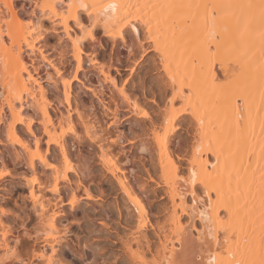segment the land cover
<instances>
[{"label":"bare ground","instance_id":"obj_1","mask_svg":"<svg viewBox=\"0 0 264 264\" xmlns=\"http://www.w3.org/2000/svg\"><path fill=\"white\" fill-rule=\"evenodd\" d=\"M28 1L32 4L30 10L26 9L23 0H0V4L8 5L7 9H0V29L4 33V40L0 41V172L7 173L0 177V197L23 180L27 198L22 200H27L24 203L30 202L35 218L29 223L24 219L22 222L19 220L18 223L21 224L18 226L17 223L16 226L15 218L12 221L5 215L0 205V258L7 255L9 259H13L10 250L18 251L28 244L34 252L42 255L51 254L53 245L56 249L54 256L64 250L67 237L66 232L63 233L60 229L67 212L64 203L67 201L73 216H76L84 201L88 203L96 193H104L102 185H98L97 190L92 189L90 181L93 177L87 182L84 178L88 179L92 175L88 167L89 159L84 161L85 167L81 169L79 161L82 159L73 150L76 146L79 151L83 143L88 145L86 150H90L93 145L99 148L103 168L117 180L123 193L137 210L138 227L133 232L131 241L137 245L141 243V233L149 221L148 208L143 190L135 186L127 168L122 164L124 160L122 161L120 145L126 130L118 122V112L125 104L129 111L140 118L148 113L138 100L129 96L116 83L113 70L118 69L125 60L119 51L106 58V48L112 40L115 45H123L134 53L137 46L144 47L142 36L151 44L150 49L159 56L163 73L172 90H176L175 99L171 97V102L165 108L162 127H156L153 131L170 208L167 225L159 230L160 247L152 259L135 249L132 242L127 246L129 254L136 264H191L192 261L196 264L201 261L202 264H210L217 259L207 248H200L191 232L180 227L181 224L188 223L184 219L190 211L192 185L184 184V180L190 177L192 171L197 174V187L202 189L200 181L204 180L209 187L223 192L226 204L234 208L238 205L242 212L250 209L258 236L261 200L264 199V99L261 97L260 87L261 76L264 74V38L260 33L264 31V26L259 17L253 24L251 35L245 37V45L239 54L231 57L244 65L245 75L250 69L256 78V87L244 91L235 87L236 81L243 77L234 73L238 65L228 62L229 58L225 56L223 48L216 53L214 45L213 56L205 48L195 60L188 54L182 55V30L187 28L190 31L191 26L196 24L200 26L202 36L206 35L211 28V10H208L209 20L205 25L203 7L184 9L182 12L167 7L169 3H176L178 0H82L85 4L95 3L97 11L109 3L117 5L114 13L111 10L108 13L113 18L108 24L109 31L105 32V17H101V23L93 29L92 36L82 39L78 37H83L84 33L74 29L65 34L62 26L57 24L54 32L65 37L63 53L59 57L57 54H48L46 31L39 38H34L33 35H25L29 31L27 25L19 29L21 21L31 19L35 23L36 18L32 13L37 3L44 2ZM191 2L203 5L215 4L219 0ZM231 2L237 4L243 0ZM129 12L134 17H140L139 20L131 21L136 25L135 29L120 24V19ZM240 14L239 8L218 9L217 23L221 22V17H227L230 21L227 27L229 31H234L236 24L232 18ZM82 15L86 22L87 12L82 11ZM95 15L96 11H93V16ZM6 20L11 23H5ZM147 21H151V39L145 26ZM41 23L45 25V21ZM9 31L13 34L14 44L7 40ZM157 39L159 51L156 50ZM5 43L7 47L4 46ZM221 58L225 59L223 66L220 64ZM87 62L97 70L102 82L111 85L108 97L96 84L85 81L87 73L84 69ZM42 63L49 66L50 70L44 66L42 68ZM201 64L204 65L203 69ZM172 78L175 79L174 85ZM80 88H85L101 106L99 113L92 112L93 107L87 109L85 113H88L87 117L91 116L89 119L84 117L80 104L74 105L72 101L73 92ZM225 94H228L227 102L224 100ZM236 96L240 98L236 99ZM178 101L181 105H178ZM185 114H189L195 122L198 136L189 159L188 178H181L172 146L179 122ZM201 119L202 127L199 124ZM197 148L200 150L197 151ZM41 158L54 163L58 171L40 164ZM20 165L24 170L19 171ZM74 172L84 176L82 179L79 175L78 183L72 181ZM185 188L189 192L181 202L180 195ZM199 211L198 208L197 212ZM53 213L56 231L48 235L46 225ZM245 226L247 227V221ZM25 232L31 237L30 240L24 236ZM17 240L21 241L20 245L16 244ZM20 251L22 249L18 252ZM19 259V256L15 257L16 261Z\"/></svg>","mask_w":264,"mask_h":264},{"label":"rangeland","instance_id":"obj_2","mask_svg":"<svg viewBox=\"0 0 264 264\" xmlns=\"http://www.w3.org/2000/svg\"><path fill=\"white\" fill-rule=\"evenodd\" d=\"M23 2L26 9L30 10L32 4L28 0H23ZM45 25L51 27L47 21H45ZM46 34L48 54L62 55L65 37L56 32L46 31ZM135 37L137 38L136 34ZM142 38L144 47L137 46L134 53L123 45H115L112 40L108 42L106 48V58L109 54L115 55V52L119 51L125 60L122 65L118 66V69L113 70L116 83L120 88H124L129 96L138 100L148 113L147 116L140 118L137 114L129 111L125 104L118 112L120 114L118 122L121 128L126 130V135L120 145L122 161L124 160L122 164L127 168V173L135 186L143 190L142 193L148 208L149 221L141 233L143 237L140 239L141 243L138 244L140 247H137L136 242L131 241L133 232L138 227L137 210L129 202L117 180L103 168L100 162L99 148L93 145L90 150H86L88 145L83 143L79 151L76 146L73 150L82 159L79 161L81 169L85 167L84 161L89 159L88 167L92 171V175L87 179L74 172L72 181L78 183L79 175L81 178L84 177L86 182L93 177L94 179L90 181L92 189L96 188L97 190V186L102 185L104 193L102 195L96 193L88 203L84 201L83 207L77 211L76 216H73L67 201L64 203L67 212L61 222L60 229L63 233L66 232L67 240L64 250L54 256L59 264H136L127 250L128 243H134V248L146 253L149 259H152L160 247L161 231L159 230L167 225L170 200L161 175L153 141V131L156 127L159 129L162 127L164 111L169 104L173 90L163 73L159 56L150 49L151 44L147 39L144 36ZM68 60L71 63V58ZM42 64V68L44 66L50 70L49 66L46 67L45 63ZM84 71L87 73L86 82L96 84L104 91L105 96L107 93L110 94L111 85L100 80V75L97 70L93 69L90 62L86 63ZM72 96L73 104H80V110L86 119L91 117H87L88 113H85L88 108L93 107L92 112H100L101 106L98 101L88 94L85 88L73 92ZM178 105H181L180 101H178ZM197 136L198 129L195 122L189 114H185L179 122L172 146L181 178H188L189 159ZM6 157L9 158V155ZM22 165L19 166V171L24 170L21 169ZM23 166L26 169L25 165ZM21 181L23 182V180ZM20 182L11 188L10 192L7 191L5 196L0 197L2 209L8 213L7 216L12 221L15 218L16 226L19 220L29 223L35 218L30 202H26L27 200L24 199L26 200L24 203L22 200L27 198V190L24 182L23 184ZM184 220L187 222V219ZM19 224L21 223H18V226ZM28 248L29 244L19 250L22 249L23 254L25 252L24 255H27ZM25 249L26 251H24Z\"/></svg>","mask_w":264,"mask_h":264},{"label":"snow or ice","instance_id":"obj_3","mask_svg":"<svg viewBox=\"0 0 264 264\" xmlns=\"http://www.w3.org/2000/svg\"><path fill=\"white\" fill-rule=\"evenodd\" d=\"M128 7V6H125ZM169 9L182 10L184 9H199L203 7L205 9V25H207L209 16L208 10H211V28L207 31L206 35L202 36L200 26L193 24L191 30L187 28L182 30L181 42L183 44L182 55L188 54L190 58H195L206 48L209 55L213 56V46L215 45L216 53L223 48L224 54L228 57L230 64H237L238 67L234 69V73L243 77L236 81L235 87L238 90L248 91L256 87L257 81L255 76L249 69L248 74L244 73V65L239 63L238 59H231L233 56H237L240 49L245 45V37L251 35L253 31V24L259 17L260 23L264 26V0H243L242 3L233 4L231 0H219L215 4H203L192 3L191 0H178L176 3H169L167 5ZM7 4H0V9H7ZM98 6L95 3L85 4L82 0H44L43 3H37L32 15L36 18L35 23L33 20L21 21L19 29H23L27 25L28 32L25 35H33L34 38H39V35L45 31L51 33L55 31V26L60 24L65 34L71 33L74 29L84 33L83 37L78 39L87 38L92 36L93 29L97 28L101 23V17H105L103 23L105 32L108 33V24L112 20V17L108 16L109 10L115 12L117 5L114 3L106 4L101 10L97 11ZM224 8H239L240 16H233L236 28L234 31H229L227 23L230 21L227 17H221V22L217 23L216 11ZM42 10V11H41ZM83 12H87V21H83ZM93 11H96L95 17ZM195 20V16L192 17ZM139 20L140 17H134L131 12L127 13L120 19L122 26L126 25L136 28L135 24H132V20ZM42 21H47L51 27L42 24ZM5 23L10 24V20H6ZM159 24V21H157ZM145 26L148 29V35L151 39L152 28L151 21H147ZM39 27V32L37 28ZM264 38V31L260 33ZM4 40L3 29H0V41ZM7 40L13 41L14 37L11 31H9ZM23 43V39H21ZM173 42H175V31L173 28ZM75 44L76 41H73ZM157 48L159 51V43L157 39ZM7 47V43L4 44ZM13 51L16 49L13 47ZM225 59H220V64L223 66ZM204 65L201 64L203 69ZM173 85L175 79L172 78ZM261 97L264 99V74L260 80ZM176 90L173 89L171 93L172 99H175ZM239 99V96L235 97ZM228 94H225L224 100L227 102ZM171 102V101H169ZM199 124L203 126V120H199ZM39 144V141H37ZM197 151L200 149L197 148ZM40 164L45 167L56 169L54 163H48L42 158ZM58 171V170H57ZM7 175L6 172H0V177ZM67 179V177H65ZM184 184H191L190 191V211L185 216L188 223L187 225L181 224L180 227L186 231L191 232L194 239L199 243L200 248H207L210 254L214 255L217 259L210 264H264V199L261 200V212L259 214V235L257 236L256 222L252 220V213L250 209L242 210L237 207H232L230 204H226L224 200L223 192L209 185L204 181H200L202 191L200 187H197V174L192 171L190 177L184 180ZM49 191H55V189H49ZM189 190L187 188L182 190L180 200L183 202L185 194ZM199 193V198L197 194ZM200 209L197 212V209ZM8 215V213H4ZM55 213L49 218L46 229L48 235H52L56 231L53 219ZM197 217L199 223H197ZM247 221V227L245 226ZM198 234V235H197ZM24 236L29 240L27 232ZM21 241L17 240L16 244L20 245ZM214 249V252L212 251ZM55 245L52 246L51 254H41L34 252L32 247L27 249V255H24L22 251L18 252L15 249L10 250L13 259H9L7 255L4 258H0V264H59L54 258ZM19 256L18 261L15 257ZM191 264H196L192 261ZM202 264V261L200 262Z\"/></svg>","mask_w":264,"mask_h":264}]
</instances>
